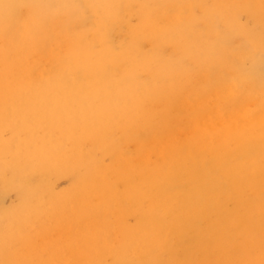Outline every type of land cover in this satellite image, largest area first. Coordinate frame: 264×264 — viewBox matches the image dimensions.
Segmentation results:
<instances>
[{
  "label": "bare ground",
  "instance_id": "obj_1",
  "mask_svg": "<svg viewBox=\"0 0 264 264\" xmlns=\"http://www.w3.org/2000/svg\"><path fill=\"white\" fill-rule=\"evenodd\" d=\"M74 1L0 0V264H200L195 256L211 246L218 252L209 264H264L258 230L236 221L240 208L245 224L264 214V100L203 108L185 135L158 127L139 106L161 90L173 98L178 78L192 85L197 68L216 67L221 43L246 31L229 26L203 55L188 45L192 66L164 63L154 84L132 75L134 83L126 77L124 85L76 69L94 51L71 27ZM116 2L92 5L102 10L99 25ZM186 11L167 12L170 25L186 24ZM89 18L79 20L84 34L93 29ZM244 52L250 68L230 74L225 92L264 79L263 62ZM150 132L154 140L141 137ZM164 139L174 150L163 148ZM115 173L118 189L108 178ZM55 178H66L69 188L55 192Z\"/></svg>",
  "mask_w": 264,
  "mask_h": 264
},
{
  "label": "rangeland",
  "instance_id": "obj_2",
  "mask_svg": "<svg viewBox=\"0 0 264 264\" xmlns=\"http://www.w3.org/2000/svg\"><path fill=\"white\" fill-rule=\"evenodd\" d=\"M97 1L99 0H75L68 9L69 12L73 11L76 14V17L73 16L76 19L73 20L71 27L77 39L82 42L83 47L91 45L94 51V56L89 54L88 60H84L82 65L76 63V69L83 72L82 69L85 67L91 74H103L124 85L126 77L130 86L134 83L132 75H135L138 83L143 80L146 85L154 84L164 71V63L181 62L186 66H192L195 57L187 52L188 45H192L191 50H195L196 54L203 55L207 46L220 41L219 36L221 33L225 34L229 26L246 31L245 34L232 36L228 44L221 43L219 54L216 55V67L206 65L197 68L192 85L187 84L186 77L176 79L173 83L180 85L178 89H173L175 95L173 98L166 99L161 90L157 95L158 99L140 101V110L152 117L154 115L153 123L158 127L173 129L175 135H179L180 132L185 135L196 123L195 118L203 108L211 105L212 109H216L219 105L227 111L231 106H241L247 98L251 103H261L264 100V79L259 80L254 76L249 81H239L241 92H225L230 74L238 68H250V63L244 61L245 57H241L240 52L245 54V49H250L253 59L261 60L264 64V0H238L240 1L238 6L231 3V0H204L203 3L193 0H120L119 3L109 5L104 25L98 24L99 20H102L98 17L102 10L99 14L93 11L92 5ZM76 2L80 5L81 16H78ZM184 7L190 17L186 24L170 25L172 15L167 12ZM206 15L211 21L204 20ZM85 17H90L88 20L92 23L93 29L84 34L79 20ZM104 26L108 36L106 40L100 41L98 28ZM202 30L208 35H202ZM142 62L146 65L141 66ZM167 84L166 86H172L170 83ZM194 132L200 133L197 125ZM141 137L148 141L154 140L152 132ZM165 143L167 142L164 139L163 148L168 146ZM185 145L189 146L187 139ZM167 148L174 150L170 146ZM103 164L106 167L112 165L108 157ZM226 171L229 177L227 181L232 182L235 170L229 168ZM259 173L261 174V170ZM108 178L114 188L121 187L116 173L109 175ZM53 186L55 192L60 193L69 188V183L66 178H55ZM14 201L15 198L11 194L6 198L5 204L9 206ZM229 208L231 209L232 205ZM241 212L242 208L239 209L236 221L248 231L258 230L259 233H256L257 237L255 236L256 248L261 250L264 245L262 240L264 237L261 236V233H264V214L258 219L254 217L250 222L245 218V224ZM127 223L132 226L134 220L128 218ZM251 235L253 234L249 233L245 238L239 235L238 244L248 241ZM207 249H209L207 256L204 254L195 256L200 264H209L217 256L215 254L218 252L217 246ZM219 252L221 253V250Z\"/></svg>",
  "mask_w": 264,
  "mask_h": 264
}]
</instances>
